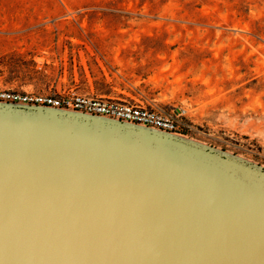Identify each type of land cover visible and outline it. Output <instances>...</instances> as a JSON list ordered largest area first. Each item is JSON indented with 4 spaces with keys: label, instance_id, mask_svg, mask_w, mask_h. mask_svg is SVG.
<instances>
[{
    "label": "water",
    "instance_id": "water-1",
    "mask_svg": "<svg viewBox=\"0 0 264 264\" xmlns=\"http://www.w3.org/2000/svg\"><path fill=\"white\" fill-rule=\"evenodd\" d=\"M0 264H264V164L184 133L0 100Z\"/></svg>",
    "mask_w": 264,
    "mask_h": 264
},
{
    "label": "rangeland",
    "instance_id": "rangeland-1",
    "mask_svg": "<svg viewBox=\"0 0 264 264\" xmlns=\"http://www.w3.org/2000/svg\"><path fill=\"white\" fill-rule=\"evenodd\" d=\"M0 89L182 107L264 164V0H0Z\"/></svg>",
    "mask_w": 264,
    "mask_h": 264
},
{
    "label": "built area",
    "instance_id": "built-area-1",
    "mask_svg": "<svg viewBox=\"0 0 264 264\" xmlns=\"http://www.w3.org/2000/svg\"><path fill=\"white\" fill-rule=\"evenodd\" d=\"M0 100L78 110L178 133L191 129L185 108L174 106L167 109L133 96L87 95L74 90L40 93L0 89Z\"/></svg>",
    "mask_w": 264,
    "mask_h": 264
}]
</instances>
